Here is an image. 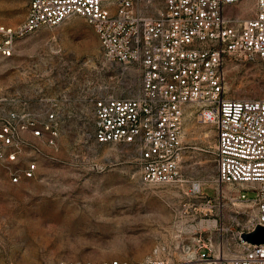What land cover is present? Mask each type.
I'll list each match as a JSON object with an SVG mask.
<instances>
[{
  "label": "rangeland",
  "instance_id": "rangeland-1",
  "mask_svg": "<svg viewBox=\"0 0 264 264\" xmlns=\"http://www.w3.org/2000/svg\"><path fill=\"white\" fill-rule=\"evenodd\" d=\"M254 11L255 0L228 9L245 18ZM26 13L24 0H0V23L15 27ZM225 72L228 96L264 98L263 58L229 55ZM140 85L138 67L108 60L96 28L82 15L43 25L19 37L13 55H0V124L12 111L43 119L53 107L59 130L56 145L22 133L27 143L17 165L35 159L32 178L13 183L0 164V264L184 261L190 256L183 243L200 223L216 226L217 218V227L221 220L234 226L231 198L220 217L219 211L206 212L205 199L193 192L202 182L205 194L218 195L215 128L193 108L183 125V184H147L134 146L96 142L93 97L133 96Z\"/></svg>",
  "mask_w": 264,
  "mask_h": 264
},
{
  "label": "built area",
  "instance_id": "built-area-1",
  "mask_svg": "<svg viewBox=\"0 0 264 264\" xmlns=\"http://www.w3.org/2000/svg\"><path fill=\"white\" fill-rule=\"evenodd\" d=\"M24 1L23 22L15 27L0 23V55H13L16 40L43 25L82 15L96 28L106 58L135 65L141 74L133 96L93 97L96 142L134 146L147 184H183V125L187 109L193 108L215 128L218 195L211 197L202 187L193 192L205 199L206 212L219 211L220 217L225 199L241 202H232L234 226L224 227L221 220L217 227V218L216 226L200 223L183 243L192 253L187 260L70 258L58 264H264V242L242 237L264 227V98L230 97L225 86L227 56L264 59V0H255V14L247 18L228 12L241 0ZM26 131L56 145L57 110L47 109L43 119L12 111L1 122L0 164L13 183L32 178L37 170L35 159L17 165ZM225 184L232 186L230 196Z\"/></svg>",
  "mask_w": 264,
  "mask_h": 264
},
{
  "label": "water",
  "instance_id": "water-1",
  "mask_svg": "<svg viewBox=\"0 0 264 264\" xmlns=\"http://www.w3.org/2000/svg\"><path fill=\"white\" fill-rule=\"evenodd\" d=\"M242 237L252 243L264 242V227L258 226L254 231L250 233H244Z\"/></svg>",
  "mask_w": 264,
  "mask_h": 264
},
{
  "label": "bare ground",
  "instance_id": "bare-ground-1",
  "mask_svg": "<svg viewBox=\"0 0 264 264\" xmlns=\"http://www.w3.org/2000/svg\"><path fill=\"white\" fill-rule=\"evenodd\" d=\"M206 134L208 135V132H206ZM201 183H202V182H201ZM201 183H196V185H197L198 187H201ZM229 188H232V186L229 185V187H228L227 189H225V191H227L226 193H229V192H228V189H229ZM233 202H234L235 204H237V205H240V203H241V202L238 201V200H234ZM214 222H215V221H214ZM191 254H192V253L190 252V253L188 254V256H192ZM184 255H185V254H184ZM185 257H186V255H185ZM187 258H188V257H187Z\"/></svg>",
  "mask_w": 264,
  "mask_h": 264
},
{
  "label": "crops",
  "instance_id": "crops-1",
  "mask_svg": "<svg viewBox=\"0 0 264 264\" xmlns=\"http://www.w3.org/2000/svg\"><path fill=\"white\" fill-rule=\"evenodd\" d=\"M255 14V11H254V13H253V15ZM253 15H251V16H253ZM251 16H249V17H251ZM243 17V16H242ZM245 17V16H244Z\"/></svg>",
  "mask_w": 264,
  "mask_h": 264
}]
</instances>
